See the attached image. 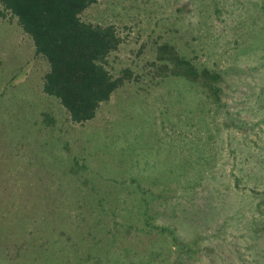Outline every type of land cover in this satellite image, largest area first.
I'll use <instances>...</instances> for the list:
<instances>
[{
	"label": "rangeland",
	"instance_id": "rangeland-1",
	"mask_svg": "<svg viewBox=\"0 0 264 264\" xmlns=\"http://www.w3.org/2000/svg\"><path fill=\"white\" fill-rule=\"evenodd\" d=\"M0 12V264H252L238 199L264 190V0H97L82 20L116 26L107 69L136 77L81 124ZM165 42L222 74L219 101L153 75Z\"/></svg>",
	"mask_w": 264,
	"mask_h": 264
},
{
	"label": "trees",
	"instance_id": "trees-1",
	"mask_svg": "<svg viewBox=\"0 0 264 264\" xmlns=\"http://www.w3.org/2000/svg\"><path fill=\"white\" fill-rule=\"evenodd\" d=\"M96 2L97 0H0V7L16 18L17 24L31 39L35 55L48 63V69L42 78V91L55 97L71 121L80 124L94 118L101 103L108 101L112 93L136 77L128 68L123 69L116 77L107 69V59L119 48L122 38L113 24L100 25L82 20V13ZM150 65L155 77L184 78L201 88L213 101H219L222 74L206 67L198 68L192 60L181 55L174 45L167 42L157 45L155 60ZM261 166L262 163L257 162L248 173L249 180L253 183L264 182V168ZM206 179L214 181L209 176ZM224 180L223 177L222 181ZM237 182L236 178L235 183ZM235 187L237 190V186ZM249 191L246 198H236L238 206L246 207L253 216L246 219L245 224V230L252 231L249 232L251 235L247 234L253 258L251 263L264 264L263 246L259 247L256 239L262 230L259 229L260 224L264 223V190H257L254 186L247 190ZM250 197L251 201L248 200ZM232 208L233 206H229L226 211L230 213ZM238 219L231 212L228 224L234 225Z\"/></svg>",
	"mask_w": 264,
	"mask_h": 264
}]
</instances>
